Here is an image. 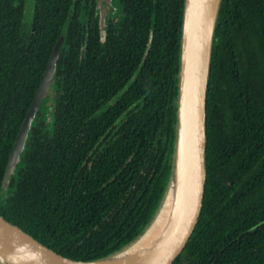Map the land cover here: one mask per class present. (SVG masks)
Segmentation results:
<instances>
[{"label":"trees","instance_id":"16d2710c","mask_svg":"<svg viewBox=\"0 0 264 264\" xmlns=\"http://www.w3.org/2000/svg\"><path fill=\"white\" fill-rule=\"evenodd\" d=\"M117 2L101 32L95 0H0V215L74 259L132 242L171 170L183 0ZM60 36L54 81L3 190ZM205 125L200 212L170 264H264V0L220 1Z\"/></svg>","mask_w":264,"mask_h":264},{"label":"water","instance_id":"95a60500","mask_svg":"<svg viewBox=\"0 0 264 264\" xmlns=\"http://www.w3.org/2000/svg\"><path fill=\"white\" fill-rule=\"evenodd\" d=\"M220 1L183 0L171 170L161 202L146 228L132 242L111 254L95 259H74L55 252L0 215V264H170L178 255L196 224L203 198L206 87ZM95 2L99 10V28L103 32L107 2L110 3V0ZM62 39L60 36L53 44L42 77L16 133L1 181L3 190L7 188L9 177L19 162L35 112L54 81ZM169 192L172 205L163 232L149 246L123 253L148 229Z\"/></svg>","mask_w":264,"mask_h":264},{"label":"bare ground","instance_id":"6f19581e","mask_svg":"<svg viewBox=\"0 0 264 264\" xmlns=\"http://www.w3.org/2000/svg\"><path fill=\"white\" fill-rule=\"evenodd\" d=\"M171 194L170 192L165 197L163 204L161 205L159 212L148 227V229L143 233V235L126 251L123 253H128L129 251H135L137 249L149 246L160 233L163 232V229L168 221L169 213L171 211ZM121 253V254H123Z\"/></svg>","mask_w":264,"mask_h":264},{"label":"flooded vegetation","instance_id":"af4514ba","mask_svg":"<svg viewBox=\"0 0 264 264\" xmlns=\"http://www.w3.org/2000/svg\"><path fill=\"white\" fill-rule=\"evenodd\" d=\"M96 1V0H95ZM107 10H106V15H105V24H104V28L106 26L107 20L109 18H111L112 16H116L118 14L119 11V4L117 2V0H110V3L107 2ZM94 17L99 18V10L97 8L96 2L94 5ZM88 14H85L84 16L87 17Z\"/></svg>","mask_w":264,"mask_h":264},{"label":"rangeland","instance_id":"374dc122","mask_svg":"<svg viewBox=\"0 0 264 264\" xmlns=\"http://www.w3.org/2000/svg\"><path fill=\"white\" fill-rule=\"evenodd\" d=\"M48 102V101H47ZM45 104H47L46 102H45Z\"/></svg>","mask_w":264,"mask_h":264}]
</instances>
